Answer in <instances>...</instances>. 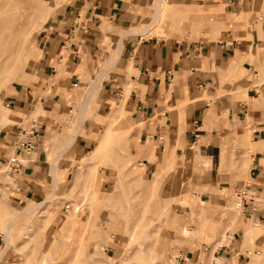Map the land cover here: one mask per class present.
<instances>
[{
    "label": "crops",
    "instance_id": "crops-1",
    "mask_svg": "<svg viewBox=\"0 0 264 264\" xmlns=\"http://www.w3.org/2000/svg\"><path fill=\"white\" fill-rule=\"evenodd\" d=\"M158 4V0H74L67 5L68 13L59 19L62 31L58 30V21L52 24L38 69L42 75L40 89L30 83L26 93L13 95L8 103V126L0 125V151L17 146L15 154L21 155L19 159L24 163L14 175L16 180L8 173L13 178L9 181V199L38 202L47 191L44 182L53 177L49 172L52 161L51 146L46 145V123L30 126L37 129L33 151L26 152L17 144L20 137L27 138L23 113L45 103L51 115L53 95L46 102L42 100V87L48 85L46 76L56 63L64 61L61 65L71 73L65 85H71L88 70L103 66L104 73L95 84L99 86L98 118L115 113L112 100H117L124 86L133 82L125 110L133 123L136 136L131 142L138 146L134 151L142 158L138 166L143 168L144 176L162 174L172 166L163 181L174 197L182 193V197L194 199L198 197L196 192L191 197L187 191L197 188L202 190L203 201L208 202L203 211L206 218L198 225L192 224L188 238H180L177 257L181 264H264L251 252L254 244L256 254L264 248V229L255 233L260 230V222L264 226V137L244 138L247 149L254 152L252 170L258 173L249 187L256 189L258 205L250 200L248 209L252 211H247L249 218L244 219L243 227L222 240L228 222L222 216L227 198L223 188L236 181L234 167L243 160L249 162L246 147L238 142V136L246 132L237 123L246 105L229 97L228 90L233 83L252 81L258 88L247 92L249 104L256 105L255 98L264 105V0H170L164 24L166 35H151L158 22L143 35L139 31L151 24ZM204 88L208 99L199 92ZM258 125L263 135L264 121ZM93 140L92 135L81 139L77 136L70 148L87 150ZM252 142H259V147L255 149ZM63 149L55 158L57 167L66 153L61 152ZM153 150L156 158L151 157ZM0 172L4 170L0 168ZM185 206L189 214L200 212L192 211L191 203ZM253 219L259 222L252 224Z\"/></svg>",
    "mask_w": 264,
    "mask_h": 264
},
{
    "label": "rangeland",
    "instance_id": "rangeland-1",
    "mask_svg": "<svg viewBox=\"0 0 264 264\" xmlns=\"http://www.w3.org/2000/svg\"><path fill=\"white\" fill-rule=\"evenodd\" d=\"M165 1L167 7L170 0ZM69 2L74 0H0L1 127L8 126V103L13 95L26 93L30 83L35 89H40L42 84L38 85L42 75L38 69L51 34L49 29L58 21L56 25L62 31L64 26L63 22L60 24V18L68 13ZM166 23L158 22L151 29V35H166L162 26ZM67 54L64 52L65 57ZM63 62L56 63L53 70L45 75L48 85L42 87L44 102L52 95L55 99L50 106L51 115L45 110V103L28 114H22V126L26 128L23 133L31 129L32 123H46V145L51 146L52 167L49 172L53 177L44 182L47 191L40 201L46 202L41 207L32 209L36 202L18 203L9 199L12 197L9 181L13 178L8 177V173L14 176L15 172L8 166V161L17 155L18 150L14 146L7 152L0 151V168L4 170L0 172V205H6L5 210H0V264H181L177 257L180 238H188L192 224L198 225L206 218L203 211L208 202L201 198L202 190L194 188V191H187L191 197L198 195L194 199L182 197V193L174 197L163 181L164 174L167 177L173 170L172 166L162 170V174L156 172L144 176L143 168L138 166L142 158L135 156L134 148L138 146L131 142L136 136L132 132L133 123L126 117L125 110V103L134 88L133 82L124 86L117 100H112L115 113L107 118H98L96 98L99 86L95 84L104 73L103 66L88 70L79 80L65 85L71 73L61 65ZM253 84L252 81L233 83L228 90L229 97L246 105L237 123L246 131L238 136V142L246 147L245 158L249 162L243 160L234 167L236 181H231L229 188H223L227 198L222 206V216L228 222L222 231V240L243 227L244 219L249 218L247 211H252L248 209L250 200L254 199L258 205L256 189L249 187L258 173L252 170L254 152L247 149L244 139L246 136L264 137L258 131V123L264 121V105L255 98L256 105L249 104L250 98L245 95L251 88H258ZM205 89L199 92L208 99ZM259 93L263 97L262 92ZM104 131L109 135L104 147L97 154L87 155ZM87 135H92L94 142L83 151L69 147L62 155V161H58L54 177L53 161L61 148L67 144L71 146L77 136L81 139ZM251 145L256 149L259 142ZM262 152L261 161L264 163ZM63 166L66 169H62ZM159 168L162 165L159 164ZM139 173L144 177H138ZM231 201L240 205L236 206ZM187 203H191L192 211L200 209V212L189 214ZM263 227L260 222V230L255 233L263 231ZM251 229H254L253 225ZM6 230L10 240L8 246ZM253 246L252 257L264 262V248L256 254L257 246Z\"/></svg>",
    "mask_w": 264,
    "mask_h": 264
},
{
    "label": "bare ground",
    "instance_id": "bare-ground-1",
    "mask_svg": "<svg viewBox=\"0 0 264 264\" xmlns=\"http://www.w3.org/2000/svg\"><path fill=\"white\" fill-rule=\"evenodd\" d=\"M158 6H157V10H156V12L154 13V16H153V18H152V21H151V24H149V25H147V26H145L144 28H142L141 30H140V32L144 35V34H146L148 31H149V28H150V25H153V23L155 22V21H158V22H160L161 24H162V22L163 21H165L166 20V17L168 16V11H167V9H168V7H166L165 6V4H167V2L165 1V0H158ZM162 26H164V24L162 25ZM130 32V31H129ZM128 32V33H129ZM150 32V31H149ZM165 34V33H164ZM118 54V53H117ZM131 68H132V66H131ZM245 95L246 96H248V93L247 92H245ZM36 113H37V111H35L34 112V114L36 115ZM142 122H143V120H142ZM108 139H109V135H108V133L107 132H103V134L101 135V137H99V141L97 142V144L95 145V147L90 151V153L89 154H87V155H94V154H97L103 147H104V145L106 144V142L108 141ZM69 147H70V145H66L65 147H64V149L61 151V152H65V151H67V149H69ZM151 157L152 158H155V152H154V150L151 152ZM53 165H54V177H56L55 176V170H56V168H57V165H56V161H53ZM138 177H140V178H143L144 176H143V174H141V173H139V175H138ZM154 177V176H153ZM152 178V177H151ZM144 180V179H143ZM150 180V179H149ZM201 200V199H200ZM46 202V200H43V201H40V202H36V203H34L33 205H32V209H36V208H38V207H41L44 203ZM70 205V204H69ZM236 205H240L238 202H236ZM240 207V206H239ZM6 209V205L5 204H2L1 203V205H0V210H5ZM254 221V223H258L259 222V220L258 219H253ZM8 230H9V228H8ZM8 230H6V232H7V237H6V246H8L9 244H10V240H9V234H8ZM250 234V233H249ZM249 236H251V237H253L254 235H249ZM6 248H4V250H5Z\"/></svg>",
    "mask_w": 264,
    "mask_h": 264
},
{
    "label": "built area",
    "instance_id": "built-area-1",
    "mask_svg": "<svg viewBox=\"0 0 264 264\" xmlns=\"http://www.w3.org/2000/svg\"><path fill=\"white\" fill-rule=\"evenodd\" d=\"M24 134H26L27 138L19 139L17 142L20 148H23L26 152H31L35 148V128L32 127L30 130H27ZM24 163L17 157H13L8 161V166L15 172L19 173ZM15 177V176H14ZM16 180V177H15Z\"/></svg>",
    "mask_w": 264,
    "mask_h": 264
}]
</instances>
